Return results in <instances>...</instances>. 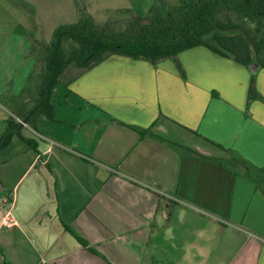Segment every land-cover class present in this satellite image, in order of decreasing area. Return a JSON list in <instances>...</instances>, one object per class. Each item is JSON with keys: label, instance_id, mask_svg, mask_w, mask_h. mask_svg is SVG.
Returning <instances> with one entry per match:
<instances>
[{"label": "crops", "instance_id": "obj_1", "mask_svg": "<svg viewBox=\"0 0 264 264\" xmlns=\"http://www.w3.org/2000/svg\"><path fill=\"white\" fill-rule=\"evenodd\" d=\"M25 1L47 40L81 15L79 0ZM5 34L0 197L15 222L0 206V264H264L263 66L205 45L177 54L183 71L111 54L71 66L49 115L33 110L31 34Z\"/></svg>", "mask_w": 264, "mask_h": 264}, {"label": "trees", "instance_id": "obj_2", "mask_svg": "<svg viewBox=\"0 0 264 264\" xmlns=\"http://www.w3.org/2000/svg\"><path fill=\"white\" fill-rule=\"evenodd\" d=\"M78 7L81 15L76 23L58 26L49 43H40L45 46V66L34 113L52 115L53 90L71 66L83 72L111 54L153 64L171 57L183 71L177 54L205 45L246 66L257 62L264 67V0H181L178 5L155 2L147 14L135 12L122 29L97 25L84 7ZM68 40L74 42L69 48L65 47ZM257 94L252 80L249 96ZM4 138L0 148L8 134Z\"/></svg>", "mask_w": 264, "mask_h": 264}, {"label": "rangeland", "instance_id": "obj_3", "mask_svg": "<svg viewBox=\"0 0 264 264\" xmlns=\"http://www.w3.org/2000/svg\"><path fill=\"white\" fill-rule=\"evenodd\" d=\"M79 1L80 6L85 8L87 15L91 16L97 25L108 24L115 29H122L135 12L147 14L153 3L163 2L164 0H148L153 1L151 4L144 3L147 0H133L132 3H127L129 0H86L87 3H83L82 0ZM166 1L169 5H178L181 2V0ZM28 6L25 0H0V46L7 38L5 33L11 30L29 32L31 34L29 38L31 41L33 38L35 46L33 52L37 56V63L33 71V77H36L40 76L39 74L45 66V46L40 45V43L41 41L49 43L51 39L47 40V35L41 36L38 33L36 23L33 25V16ZM127 9L130 10L127 11ZM71 43L74 42L72 40L65 41V47L69 48ZM68 75H71V70H67L61 79H64Z\"/></svg>", "mask_w": 264, "mask_h": 264}, {"label": "built area", "instance_id": "obj_4", "mask_svg": "<svg viewBox=\"0 0 264 264\" xmlns=\"http://www.w3.org/2000/svg\"><path fill=\"white\" fill-rule=\"evenodd\" d=\"M14 118L16 119V121H18L22 125L28 126V123L24 119L16 115H14ZM8 203H9L8 197H0V206L3 211V221L2 222L4 226L10 227L15 222V218L12 213V208L11 206H8Z\"/></svg>", "mask_w": 264, "mask_h": 264}, {"label": "water", "instance_id": "obj_5", "mask_svg": "<svg viewBox=\"0 0 264 264\" xmlns=\"http://www.w3.org/2000/svg\"><path fill=\"white\" fill-rule=\"evenodd\" d=\"M259 66H260V64L257 63V62H253V63L250 64V68H251V70H252L253 72H256L257 69L259 68Z\"/></svg>", "mask_w": 264, "mask_h": 264}]
</instances>
